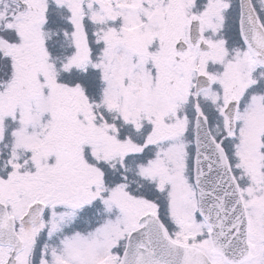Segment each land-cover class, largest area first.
I'll use <instances>...</instances> for the list:
<instances>
[{
	"label": "snow or ice",
	"instance_id": "6c2138e0",
	"mask_svg": "<svg viewBox=\"0 0 264 264\" xmlns=\"http://www.w3.org/2000/svg\"><path fill=\"white\" fill-rule=\"evenodd\" d=\"M0 264H264V0H0Z\"/></svg>",
	"mask_w": 264,
	"mask_h": 264
}]
</instances>
